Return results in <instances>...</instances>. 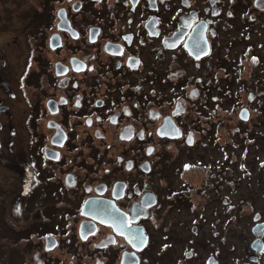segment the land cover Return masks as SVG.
I'll use <instances>...</instances> for the list:
<instances>
[{"label": "flooded vegetation", "instance_id": "af4514ba", "mask_svg": "<svg viewBox=\"0 0 264 264\" xmlns=\"http://www.w3.org/2000/svg\"><path fill=\"white\" fill-rule=\"evenodd\" d=\"M15 3L9 14L0 9V36L10 26L1 19L14 21V38L0 37V193L16 190L6 201L20 212L37 203L47 221L77 220L74 234L94 246V264L111 254L112 264H166L168 248L172 262L193 264V246L176 254L182 232L175 227L182 211L198 207L192 188L208 187L184 175L213 161L185 160V150L202 152L222 125L230 162L248 167L241 148L249 139L264 146V0ZM235 138L239 156L228 150ZM210 174L220 190L227 177ZM229 195L227 231L245 197ZM94 198L112 203L121 224L143 228V243L120 223L85 213ZM71 199L79 204L70 210ZM255 219L249 232L244 223L232 236L236 242L226 232L224 264H264L263 212ZM64 222L54 220L62 231ZM48 228L37 239L53 249L62 232ZM211 248L205 264H221L219 246Z\"/></svg>", "mask_w": 264, "mask_h": 264}, {"label": "rangeland", "instance_id": "374dc122", "mask_svg": "<svg viewBox=\"0 0 264 264\" xmlns=\"http://www.w3.org/2000/svg\"><path fill=\"white\" fill-rule=\"evenodd\" d=\"M21 1L23 4H18V7L36 6L39 5L38 1L40 0ZM15 6V0H0V9L6 8L8 14L10 13L9 9ZM2 11L3 10H0V13ZM3 21L10 26L6 27L9 30L2 31L0 36L1 39L5 41L7 39L14 38V36L12 37L14 31L11 30L12 22L14 21H11V19L6 17L1 19V22ZM14 61L15 63L17 62L15 59ZM219 134L221 136H218L215 142H205L199 145L198 149L203 153L198 152L197 149H192L190 152L185 150L186 153L184 154V159L188 161L194 159L198 155H202L201 158H205V160L213 161L209 165H198L199 169L194 168L188 170L184 175L196 186L202 185L203 187H208L206 191H202L201 189L195 187L192 188V193L198 207L182 211V216H180L182 218V223L175 227V230L182 232L181 242H176V247L178 249V253L176 254L179 258H182V253H184L186 246H193L196 251V256L190 259V261H194L193 264H205L206 256L211 252H215L213 251V248H211L213 245L219 246L216 254L220 259V263H226V232L231 235L230 240L236 242V239L232 238V236H238V231L243 229L244 223L246 224L249 232L256 220L255 215L257 212H263L264 214V146L258 147L250 139L242 144L241 156H243L245 152H247L248 155V167L246 168V166H244L243 168L240 161L232 163L225 156V148L223 147L225 144L224 137L226 136L224 125L221 126ZM235 141H231L233 143H231L228 150L231 153H235L236 156H239V140L235 138ZM203 166H208L209 169L205 171L202 169ZM224 168L226 171H224ZM211 169L213 173L220 175L225 174L224 176L227 177L223 180L220 190L218 186L215 187L212 184V176L210 174ZM245 175L247 176L246 185L243 188L241 187V184L243 183ZM240 182L242 183L240 184ZM241 188L243 189V192L241 191ZM213 189L215 190V193L210 195L208 191H213ZM15 192L18 193L16 190L6 189L0 193V264H57L58 260H60L59 264L95 263L96 250L94 249V246L81 244V237L74 234L75 229L72 225L75 222H78L77 220H67L66 218L68 216H65L66 218L62 216L65 221L62 224V226L65 227V230L62 231V229L57 228L54 224V220L62 219V217L57 218L60 216L54 214L52 220L47 221V217L42 213V204H28L24 211L20 212V210H16L15 203L12 205V200L6 201L10 195L13 197ZM229 192H231V197L234 198V200L237 195H240L241 199L244 196L248 199H245L244 197L243 204H240L237 208L240 213V217L235 219L236 225L231 226L227 231L224 228V220L226 217L231 216V211L230 208L227 209L225 206L224 198L225 196L230 197ZM78 204V202L71 199V206L69 209H74ZM240 208L242 210H240ZM165 222L166 220L164 223ZM195 223L199 224V229L197 228L196 231L193 230ZM40 224H43L47 229H50L48 227H53L56 232H62L61 236L58 235V237L61 238V242L57 245V247L48 249L45 239L44 245L38 241V235L36 232L37 230H41ZM66 230H68L67 233H65ZM214 230H219V232H214ZM212 231L217 235L224 234L223 238L219 239L212 236L210 233ZM72 235L74 237H72ZM248 235L251 237L250 234ZM70 250L74 252H71ZM110 250L113 252L112 248H110ZM42 251H45V253ZM166 251V260H161L166 262V264H176L167 258L171 255V253H169L170 249L168 248ZM108 252L109 251H106V253ZM163 255H165V252ZM113 256H115V254ZM113 256L111 254L110 257H105V259L109 258L106 264H112L113 261L115 262ZM181 262H185L184 264H192V262L190 263L184 260V258ZM148 263L149 262L144 259L141 262V264ZM151 264L163 263L153 260L151 261Z\"/></svg>", "mask_w": 264, "mask_h": 264}, {"label": "water", "instance_id": "95a60500", "mask_svg": "<svg viewBox=\"0 0 264 264\" xmlns=\"http://www.w3.org/2000/svg\"><path fill=\"white\" fill-rule=\"evenodd\" d=\"M112 204V203H111ZM104 211L103 213L100 211ZM83 211L93 218L98 219L100 221L107 220L110 221L116 228L119 229V223L121 217H119L120 213L118 209L114 206V210L109 207V203H105L104 200H100L99 198L88 199L83 207ZM104 214L106 216H104ZM118 216V217H117ZM120 229L127 233H132L141 238V243H143V228L137 226H127L125 224H121ZM136 261H139V258L136 256ZM247 264V263H244Z\"/></svg>", "mask_w": 264, "mask_h": 264}, {"label": "bare ground", "instance_id": "6f19581e", "mask_svg": "<svg viewBox=\"0 0 264 264\" xmlns=\"http://www.w3.org/2000/svg\"><path fill=\"white\" fill-rule=\"evenodd\" d=\"M109 207L112 208V209L114 210V205H113V204H110ZM134 236H136V235H134ZM136 237H137V236H136ZM138 240H139V239H138ZM139 241H140V240H139ZM140 243H141V241H140Z\"/></svg>", "mask_w": 264, "mask_h": 264}, {"label": "trees", "instance_id": "16d2710c", "mask_svg": "<svg viewBox=\"0 0 264 264\" xmlns=\"http://www.w3.org/2000/svg\"><path fill=\"white\" fill-rule=\"evenodd\" d=\"M40 226H43V227H45L43 224H41Z\"/></svg>", "mask_w": 264, "mask_h": 264}, {"label": "snow or ice", "instance_id": "6c2138e0", "mask_svg": "<svg viewBox=\"0 0 264 264\" xmlns=\"http://www.w3.org/2000/svg\"><path fill=\"white\" fill-rule=\"evenodd\" d=\"M137 239H139V237H136Z\"/></svg>", "mask_w": 264, "mask_h": 264}]
</instances>
